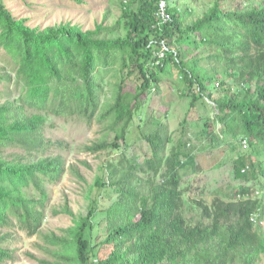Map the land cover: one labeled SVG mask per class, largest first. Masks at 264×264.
<instances>
[{
	"label": "trees",
	"instance_id": "16d2710c",
	"mask_svg": "<svg viewBox=\"0 0 264 264\" xmlns=\"http://www.w3.org/2000/svg\"><path fill=\"white\" fill-rule=\"evenodd\" d=\"M203 1L191 23L192 11L177 7L162 23L160 0H128L99 38L32 28L0 0V86L20 88L15 99L0 89V264L13 259L19 230L42 238L52 261L31 256L39 264H256L264 255L253 220L264 203L252 200L264 192V0H192ZM169 67L187 103L178 136L162 96ZM208 101L212 117L198 110ZM52 116L102 127L86 152L120 153L102 163L87 216L67 201L53 209L73 222L60 234L42 232L51 189L68 173L83 177L54 153L63 143L45 134ZM227 163L238 184L210 204L199 198L200 218L189 216L186 194L205 191L193 176Z\"/></svg>",
	"mask_w": 264,
	"mask_h": 264
},
{
	"label": "rangeland",
	"instance_id": "374dc122",
	"mask_svg": "<svg viewBox=\"0 0 264 264\" xmlns=\"http://www.w3.org/2000/svg\"><path fill=\"white\" fill-rule=\"evenodd\" d=\"M126 1L128 0H81L80 2L74 0H3V3L16 18L27 19V24L32 28H78L84 32H99V38H106L109 35L104 33L103 30L117 25L116 23L122 15V3ZM173 7H177L179 12L187 8L192 11L190 18L187 20L188 23H191L194 20L193 18L202 14L207 8V1L195 5L192 0H168V8ZM115 35L113 34L111 37ZM0 66L4 67L1 55ZM6 70L10 73L8 69ZM11 74L14 75V73ZM163 78L165 81L162 86V96L169 102L171 112L168 121L169 129L171 133L174 132L178 136L187 112V103L178 91V71L169 67ZM13 84L15 83L9 84L6 88L0 86V89L4 93L11 91L12 97L15 99L20 94V88L13 86ZM5 101L0 100L2 103ZM205 108L203 110L202 107H198L202 116H214L215 107L212 102L208 101ZM45 134L51 141L63 143L62 146L53 149L54 153L65 158L68 168L76 166L83 177V180L78 179L72 173H68L61 183L51 189L52 201L47 210L42 232L44 234H60L62 229L71 227L73 222L70 217L55 216L53 209L60 210L67 201L75 214L87 216L93 206L92 196L95 194L94 192L93 194L92 192L89 193V191L96 176L100 173L99 169L102 163L109 159H117L120 153L91 154L86 152L84 150L85 146L97 142L102 137V127L96 123L91 124L84 118H58L52 116ZM134 136H132V140L137 137L136 134ZM193 178H197L198 185L204 188L205 191L204 194H201V191L199 193L193 188L192 191L186 194L185 201L188 209H191L195 201L201 197L205 198L210 204L208 197L212 192L218 188H228L230 184H238L234 179L232 165L228 163L218 170H211L193 176ZM256 190L257 193L254 194L252 200L264 203V192ZM90 195L91 197H89ZM200 215L199 210L191 209L189 211V216L195 217V219L200 218ZM253 217V220L257 219V223L264 232V208L256 211ZM10 247L13 251V259L7 260L4 264H39L31 256L52 261L45 250L42 238L38 235L29 237L25 232L19 230L15 236V241ZM103 255H105V252L100 254V256ZM256 264H264V255L258 257Z\"/></svg>",
	"mask_w": 264,
	"mask_h": 264
},
{
	"label": "built area",
	"instance_id": "2783aa9c",
	"mask_svg": "<svg viewBox=\"0 0 264 264\" xmlns=\"http://www.w3.org/2000/svg\"><path fill=\"white\" fill-rule=\"evenodd\" d=\"M168 8V0H160L159 2V10L157 12V17L162 23H168L172 21L171 15L167 11ZM163 50L158 54L159 58L165 57V51H167L166 46L163 45Z\"/></svg>",
	"mask_w": 264,
	"mask_h": 264
}]
</instances>
